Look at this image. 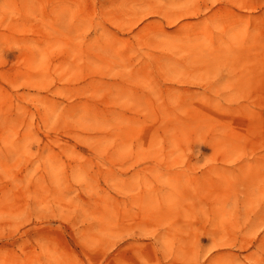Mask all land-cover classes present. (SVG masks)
<instances>
[{
    "label": "rangeland",
    "instance_id": "obj_1",
    "mask_svg": "<svg viewBox=\"0 0 264 264\" xmlns=\"http://www.w3.org/2000/svg\"><path fill=\"white\" fill-rule=\"evenodd\" d=\"M0 264H264V0H0Z\"/></svg>",
    "mask_w": 264,
    "mask_h": 264
}]
</instances>
